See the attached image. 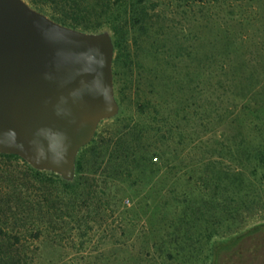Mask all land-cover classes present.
<instances>
[{
    "label": "rangeland",
    "instance_id": "1",
    "mask_svg": "<svg viewBox=\"0 0 264 264\" xmlns=\"http://www.w3.org/2000/svg\"><path fill=\"white\" fill-rule=\"evenodd\" d=\"M25 1L53 19L50 5ZM142 20L126 36L118 75L114 58L121 111L100 124L97 138L144 126L154 165L140 182L134 170L114 199L101 193L75 207L65 201L51 212L58 215L38 209L26 225L27 205L13 207L0 217L1 264H211L214 238L264 222V0H153ZM143 110L153 112L148 122ZM23 167L20 159L0 158V198L16 187L1 180L21 183ZM253 168L233 202L227 174ZM39 188L28 193L36 207ZM237 204L238 217L223 213ZM218 264H264V229L222 253Z\"/></svg>",
    "mask_w": 264,
    "mask_h": 264
},
{
    "label": "water",
    "instance_id": "2",
    "mask_svg": "<svg viewBox=\"0 0 264 264\" xmlns=\"http://www.w3.org/2000/svg\"><path fill=\"white\" fill-rule=\"evenodd\" d=\"M109 30L57 22L25 0H0V154L72 182L80 151L121 107Z\"/></svg>",
    "mask_w": 264,
    "mask_h": 264
},
{
    "label": "trees",
    "instance_id": "3",
    "mask_svg": "<svg viewBox=\"0 0 264 264\" xmlns=\"http://www.w3.org/2000/svg\"><path fill=\"white\" fill-rule=\"evenodd\" d=\"M150 1L153 0H41V4L50 5L55 14L52 18L64 25L73 28L83 27L85 31L91 32H99L106 27L110 28L113 32V42L117 51L115 64L117 65L118 75L119 68L122 65L120 52L123 50L126 36L134 30L133 27L136 24L139 25L143 22L142 19L147 12V3ZM159 47L157 46V50L160 53ZM161 55L162 53H160ZM128 67L130 70L129 72L126 71V79L131 82V72L134 71V66L129 64ZM152 113L151 110L147 112L143 110L140 118L148 122L149 120L146 116ZM127 129V131L122 130L117 132L111 139L101 140L104 142L98 141V134L96 133L90 146L83 148L82 154L78 156L76 175L72 182L65 181L59 175L51 172L37 171L17 155L0 154V158L3 159H20L24 165L22 171L23 178L20 179L21 183H19V180L14 181L10 178L9 182L13 183V185H8V178L1 180L6 183L7 188L14 185L16 187L14 193L8 192L4 199L0 198V217H10L11 213H13V207L17 206L19 208V205L24 204L28 207L26 217L24 218V225H26L27 221H36L34 216L38 209L43 211L45 215H58V213L51 214V212L54 208L58 207V204L62 203V205H65V201H70L71 206L74 205L75 207L81 202L92 201L94 197L102 198L101 193L103 195L109 194L114 199L115 194L119 191L117 187L121 183L130 182L132 176L134 175L135 177L134 170L136 169L140 173L137 177L140 182L144 173H146V167L154 165V156L150 155L147 147L144 146L143 138L146 140L144 126L138 130L134 126ZM133 158L135 159L134 161L137 159V168H133V164L130 162ZM256 169L253 168V171L249 173L238 170V172H229L227 174L230 180L229 184L234 187L231 193L233 202L236 201L235 196H238L243 188L247 187L246 183L249 185L250 178L256 174ZM141 175L142 177L140 178ZM262 180L264 181V171L262 172ZM30 183L34 184L32 188L34 186L38 188L41 186L39 189L42 195L40 194L41 202L38 200V207L35 206V200H33L37 198L31 197V194L30 196L28 194L32 190L31 187H28ZM17 191L18 196L15 194ZM11 194H14V197ZM212 205H214L215 211H220L219 206L221 204L218 200H215ZM226 207L228 208H224L222 211L227 216H239L238 204ZM72 209L74 211L75 208ZM124 209L128 208L125 207ZM27 217L31 219L28 220ZM215 218L217 224L223 220L219 214ZM262 229H264V222L253 225L234 236L214 238L211 243V264H218L221 254L227 253L246 235L259 232ZM0 247L3 249L1 245ZM1 248L0 264L6 255V249L1 251Z\"/></svg>",
    "mask_w": 264,
    "mask_h": 264
}]
</instances>
